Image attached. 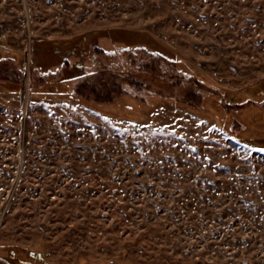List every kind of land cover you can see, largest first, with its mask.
<instances>
[{"label":"rangeland","instance_id":"374dc122","mask_svg":"<svg viewBox=\"0 0 264 264\" xmlns=\"http://www.w3.org/2000/svg\"><path fill=\"white\" fill-rule=\"evenodd\" d=\"M77 64L92 109L31 93ZM10 82L0 264H264V0H0Z\"/></svg>","mask_w":264,"mask_h":264},{"label":"trees","instance_id":"16d2710c","mask_svg":"<svg viewBox=\"0 0 264 264\" xmlns=\"http://www.w3.org/2000/svg\"><path fill=\"white\" fill-rule=\"evenodd\" d=\"M76 38H78V43H82V42H85V38L80 35V36H77ZM177 55V54H176ZM67 56V55H64V57ZM178 57V55H177ZM24 59L26 60L27 59V55H23V57L21 58L22 63L24 62ZM37 60V57L36 55L33 53L32 56H31V64H35ZM66 59H63L62 60V64H65L66 63ZM85 76V71L83 69V65L82 64H77L75 68L73 69H68L66 71V76L61 79V80H50V82H47L45 84H43L42 86H34L31 88V93L33 95H36V96H42L44 95V98L46 100H49V99H55V100H67V101H78L79 103H82L83 105H87V102L86 100H84V98H80V93L79 92H76V91H72L69 89V87L72 85L73 81L74 80H77L81 77ZM18 86V87H17ZM23 89L22 85H19L15 82H10V84H5V83H0V90H4V91H7V90H13L17 93L21 92ZM213 95H217L219 101H220V104L221 106L227 110L228 112H233V113H236L237 110L239 108H236L235 110H232L231 107L234 106L236 103H238L236 100L234 99H228L226 97H224L223 93H220V94H213ZM91 104V102H90ZM89 104V108L92 109V104L90 105ZM95 104V103H94ZM205 104V103H204ZM225 104L227 106H230L229 108H227L225 106ZM99 105H102V107L100 108H97L95 107L93 110L97 113H100L102 115H106V116H110V117H116V118H126V119H129L130 121H132L133 123H144L145 121V117H146V114H144L143 112H140L141 110H139L138 112L137 111H131V112H128L131 116H125V114H119L117 112H114V111H111L112 108H114L115 106H119L121 109L124 110V112H127L129 110H133L134 108H128V107H123L121 105V103H116V102H107V103H102V104H99ZM240 105V104H239ZM198 107V106H197ZM102 108V109H101ZM105 108V109H104ZM116 108V107H115ZM236 124H240L241 125V129L239 130H234V127ZM219 129L224 132V134L226 135V137H231L232 139H235L236 141H241L243 143H246V144H249L251 145L250 143H248L247 141H245V139L243 138L242 136V133L243 131L245 130V127L243 125V123H241L240 121H238L237 119H234L232 120V122L230 123L229 127L228 128H223V127H220L218 126ZM259 145L258 143L256 144V146ZM258 147H264V143L262 144V146H258Z\"/></svg>","mask_w":264,"mask_h":264},{"label":"snow or ice","instance_id":"6c2138e0","mask_svg":"<svg viewBox=\"0 0 264 264\" xmlns=\"http://www.w3.org/2000/svg\"><path fill=\"white\" fill-rule=\"evenodd\" d=\"M259 151L264 152V149H260Z\"/></svg>","mask_w":264,"mask_h":264}]
</instances>
